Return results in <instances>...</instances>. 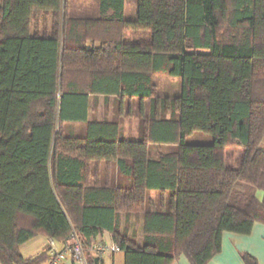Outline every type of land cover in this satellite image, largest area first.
Here are the masks:
<instances>
[{"label": "trees", "instance_id": "obj_1", "mask_svg": "<svg viewBox=\"0 0 264 264\" xmlns=\"http://www.w3.org/2000/svg\"><path fill=\"white\" fill-rule=\"evenodd\" d=\"M69 3L0 0V263L47 264L48 247L24 258L21 245L75 232L86 264H103L88 249L107 232L124 264H207L225 232L264 225V0H137L134 20L126 0H99L93 17ZM154 74L178 77L180 93L156 98ZM100 95L117 115L137 100V140L89 118ZM195 133L211 143H188ZM227 148L242 149L238 165ZM112 165L128 185H113ZM121 213H143L142 245Z\"/></svg>", "mask_w": 264, "mask_h": 264}, {"label": "crops", "instance_id": "obj_2", "mask_svg": "<svg viewBox=\"0 0 264 264\" xmlns=\"http://www.w3.org/2000/svg\"><path fill=\"white\" fill-rule=\"evenodd\" d=\"M136 1L137 0H126L124 15L128 20H134L136 18ZM128 6L131 8L128 10ZM142 36V37H141ZM144 37V32L140 31H131L126 34L125 40L131 42H140ZM98 98H104L102 95L98 96ZM112 98V97H110ZM93 98L90 96V103L92 107ZM135 101H137L135 99ZM111 111V110H109ZM106 111L103 106L98 107V113L103 116ZM97 118L98 121L103 120V117ZM92 116V111L89 113V118ZM110 121V119H107ZM127 135H123L125 140H137L139 137V130L137 126L131 125L125 131ZM260 149H264V134L260 139L258 144ZM243 151L239 148H227L226 149V164L228 166H236L240 163ZM107 169V168H106ZM105 167L102 170V175H108L106 173ZM110 181L113 182V185L122 184L128 185L129 181L120 177L117 172V168L112 166L110 169ZM156 193L154 191L149 192V197L151 201L155 200ZM256 198L259 201L264 202V191L258 190L256 192ZM143 213H131L129 215H125L121 213V220L124 223L120 225L121 230L126 229L128 235L136 234V241L139 245H142L143 242ZM125 227V228H124ZM50 238L45 237L43 235H37L20 247V252L24 258H29L41 253L47 246L48 240ZM96 241L103 242L104 244H111L114 240L112 236L104 232L103 234L98 235ZM59 248H61V244H59ZM92 252L90 249H88ZM122 253V252H118ZM118 253H114L111 255H104L103 264H124V256L123 258H118L116 255ZM249 254L254 257L258 264H264V225L262 223L256 222L254 223L252 230L249 234H236L225 232L222 236V247L219 253H217L207 264H243L242 254ZM92 254H94L92 252ZM123 254V253H122ZM95 255V254H94ZM1 264V263H0ZM56 264H83L76 259L73 258L71 253H66L65 258L59 260ZM172 264H191L190 261L184 256L181 255L179 258L174 261Z\"/></svg>", "mask_w": 264, "mask_h": 264}, {"label": "rangeland", "instance_id": "obj_3", "mask_svg": "<svg viewBox=\"0 0 264 264\" xmlns=\"http://www.w3.org/2000/svg\"><path fill=\"white\" fill-rule=\"evenodd\" d=\"M69 2H70L69 13L71 16L93 17L96 16L98 13L99 0H69ZM127 8L129 10L131 7L128 6ZM152 80L155 85L156 98L158 99H163V98L172 99L180 93L181 81L178 77H172L165 74H154L152 76ZM116 102L117 101L114 98H109L107 102L104 101V98H96L95 100L92 101V116L97 119L100 115L98 113V107L103 106L106 112L104 113L103 116L101 115L100 116L103 117V119L104 118L106 119L109 118L110 120L116 119L120 123L123 135L124 134L127 135L125 131L127 130V127L129 128L131 125L137 126L139 129V125L142 121V116H139L138 102L132 100V102L130 103L131 104L130 116L126 115V111H127L126 108L128 106L127 102H125L122 106L123 113L121 115H117ZM147 108H148V102H146L144 105L145 112L147 111ZM141 115L143 114L141 113ZM69 129L73 130L75 133H79L81 131L79 127H70ZM211 141L212 138L210 136H206L201 133H195L187 140V142L191 144H208L211 143ZM158 148H160V150L162 151H169L173 149V147H169V146H163V147L151 146L150 147L151 154L155 155L156 152L158 151ZM121 224L124 225L120 215V225ZM123 230H121L120 228V231ZM116 256L118 258H123L122 253H118Z\"/></svg>", "mask_w": 264, "mask_h": 264}, {"label": "built area", "instance_id": "obj_4", "mask_svg": "<svg viewBox=\"0 0 264 264\" xmlns=\"http://www.w3.org/2000/svg\"><path fill=\"white\" fill-rule=\"evenodd\" d=\"M70 240L71 242L62 244L61 248H59V244L55 240H48L47 247L52 259L47 264H56L59 260L64 259L66 253L68 252L72 254L74 259L83 264H86V248L82 245L75 232L71 233ZM89 249L98 257L121 252L120 247L114 241L111 244L107 245L103 242L96 241V239L92 240Z\"/></svg>", "mask_w": 264, "mask_h": 264}]
</instances>
